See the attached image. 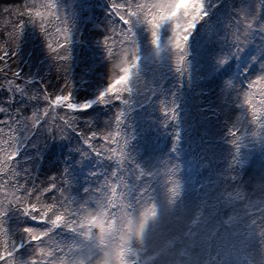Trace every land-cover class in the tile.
Returning a JSON list of instances; mask_svg holds the SVG:
<instances>
[{
    "label": "snow or ice",
    "instance_id": "snow-or-ice-1",
    "mask_svg": "<svg viewBox=\"0 0 264 264\" xmlns=\"http://www.w3.org/2000/svg\"><path fill=\"white\" fill-rule=\"evenodd\" d=\"M5 11L0 264H264V0Z\"/></svg>",
    "mask_w": 264,
    "mask_h": 264
},
{
    "label": "rangeland",
    "instance_id": "rangeland-1",
    "mask_svg": "<svg viewBox=\"0 0 264 264\" xmlns=\"http://www.w3.org/2000/svg\"><path fill=\"white\" fill-rule=\"evenodd\" d=\"M100 2H102V0H100ZM25 4V0H0V43L3 42V37H4V31L5 29L2 27L3 22L5 20H11L12 22L16 21V16L11 14L10 12H6L5 9H13V8H18V9H22L23 5ZM96 13L97 15L100 14V9H96ZM91 26L88 25L87 28H85L84 30V35L88 36L89 32H88V28H90ZM39 40H30L27 44L24 45L25 48V54H27L29 51H31L33 53V59L35 60L36 58H43V54L40 53L39 51ZM82 56H87L88 53L86 51H82L81 52ZM25 58H27V55H25ZM83 65H81L82 67ZM13 67H15V64H13ZM25 71H28V68L25 67L24 69ZM34 70V69H33ZM76 72L77 74H79L80 72V67L76 68ZM53 77H55V72L52 73ZM62 82V81H61ZM195 99V98H194ZM194 99L192 101V103L194 104ZM198 103V102H197ZM195 103V104H197ZM201 104V102H199ZM2 118V117H0ZM193 123H195V120L193 121ZM199 125H197V129L193 130L192 136H193V149H195L196 152H198V145H199V140H198V136H199ZM72 143H76V140H73ZM261 160L259 155L257 154L254 157H251L245 164L246 169L248 170V172H253L254 170H256L258 168V166L260 165ZM252 166V168H249V166ZM209 175V172L207 170V168L204 169H198V168H194L193 169V179L196 181H200V182H206L205 178ZM197 187H199V184H197Z\"/></svg>",
    "mask_w": 264,
    "mask_h": 264
},
{
    "label": "trees",
    "instance_id": "trees-1",
    "mask_svg": "<svg viewBox=\"0 0 264 264\" xmlns=\"http://www.w3.org/2000/svg\"><path fill=\"white\" fill-rule=\"evenodd\" d=\"M208 98H209V96L208 95H205V96H202V97H198V98H195L194 99V104L195 103H199V102H201V104H203V103H205L207 100H208ZM213 99H215V97H212ZM239 115V112H235L234 114H233V119H235L236 118V116H238ZM162 147H163V145H161ZM192 147H193V145H192ZM195 150V149H194ZM198 150H199V148H198ZM259 155V154H258ZM252 166L253 165H251V166H249V168H252ZM248 171V170H247Z\"/></svg>",
    "mask_w": 264,
    "mask_h": 264
}]
</instances>
